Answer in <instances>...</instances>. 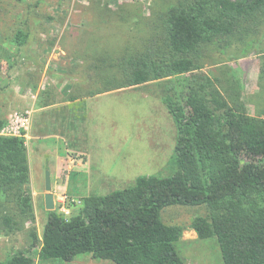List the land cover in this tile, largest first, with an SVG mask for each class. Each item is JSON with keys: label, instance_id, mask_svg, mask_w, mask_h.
<instances>
[{"label": "rangeland", "instance_id": "rangeland-1", "mask_svg": "<svg viewBox=\"0 0 264 264\" xmlns=\"http://www.w3.org/2000/svg\"><path fill=\"white\" fill-rule=\"evenodd\" d=\"M176 4L177 0H0V118L5 121L0 134L24 140L29 164L26 194L33 211V220L17 219L18 230L6 233L0 226V261L26 251L32 232L40 238L49 212L44 207L46 171L53 211L67 219L78 213L88 196L124 189L141 175L173 174L177 131L161 101L162 82L112 86L118 83L117 59L137 51L154 29L160 30L161 19ZM19 31L25 36L23 45L14 40ZM200 55L201 69L196 72L215 78L231 106L242 103L248 115L264 118V24L245 42L226 49L210 45ZM101 74L115 81L106 83L109 91L98 93L103 85L95 76ZM70 96L86 99L80 103L83 119L74 121L75 126L67 119L53 120L54 111ZM42 106L51 107L40 111ZM21 116L28 117L24 126L17 122ZM35 134L42 136L37 140ZM66 155L81 164L79 169L71 166L58 172L54 167L51 172V157ZM208 214L206 206L178 205L162 211L165 224L184 228L177 245L183 264H223L215 237L201 240L191 228L196 217ZM38 250L31 251L35 264H113L87 254L69 263L41 261Z\"/></svg>", "mask_w": 264, "mask_h": 264}, {"label": "trees", "instance_id": "trees-1", "mask_svg": "<svg viewBox=\"0 0 264 264\" xmlns=\"http://www.w3.org/2000/svg\"><path fill=\"white\" fill-rule=\"evenodd\" d=\"M263 24L264 0H177L160 30L117 59L112 86L162 82L161 101L177 131L173 174L141 175L124 189L88 196L68 219L47 212L40 238L32 232L29 248L0 264H35L34 248L41 261L69 263L87 254L113 264H183L177 245L184 228L161 217L178 205L208 208L191 228L201 240L215 237L223 264H264V118L248 115L242 103L231 106L215 78L196 72L203 49L245 42ZM14 40L23 45L25 36L19 31ZM95 79L103 85L98 93L115 81L103 74ZM4 126L0 118V132ZM28 183L23 138L0 134V226L6 233L19 229L18 218L33 220Z\"/></svg>", "mask_w": 264, "mask_h": 264}, {"label": "crops", "instance_id": "crops-1", "mask_svg": "<svg viewBox=\"0 0 264 264\" xmlns=\"http://www.w3.org/2000/svg\"><path fill=\"white\" fill-rule=\"evenodd\" d=\"M85 100L86 99L84 97L81 99L78 96H70L65 102H63V105H64L63 107L54 111L56 113L54 114L53 120L57 121V118L60 121H61V118L63 120L67 119L70 122V126H75L74 121H78L80 119H83L81 114L83 112H85V109L83 111L81 110L82 104H80V103L82 101L84 103ZM50 107L51 106H42V107H40L39 110L40 111H44V110L47 111L48 109H50ZM41 116H42V114L40 113L39 115L36 116V118L38 119V117L40 118ZM40 135L42 136V134H40ZM40 135L35 134L34 137L37 138V140H38V139H40ZM47 137H49V136L47 135L43 138H47ZM60 138H61V136H60ZM54 139L59 140L57 138V135L54 136ZM43 141H45V140L43 139ZM75 141L76 140H74V142ZM51 159L53 160V164L48 165L51 172H52V168H54V167L58 170V172H60V169H62L64 167H66V169H68L72 166L74 169H79V167L81 165L79 163L77 164L75 162V160L69 155H66L65 158L61 157V156H54V157H51ZM104 173H105L104 175H107V176L109 175V174H106V172H104Z\"/></svg>", "mask_w": 264, "mask_h": 264}, {"label": "water", "instance_id": "water-1", "mask_svg": "<svg viewBox=\"0 0 264 264\" xmlns=\"http://www.w3.org/2000/svg\"><path fill=\"white\" fill-rule=\"evenodd\" d=\"M44 207L47 211L52 212L54 210V198L51 193V177L50 172H45V183H44Z\"/></svg>", "mask_w": 264, "mask_h": 264}, {"label": "built area", "instance_id": "built-area-1", "mask_svg": "<svg viewBox=\"0 0 264 264\" xmlns=\"http://www.w3.org/2000/svg\"><path fill=\"white\" fill-rule=\"evenodd\" d=\"M17 122H18L21 126H24V125H26L27 122H28V117H27V116H21V117H18V118H17ZM18 123H17V125H19Z\"/></svg>", "mask_w": 264, "mask_h": 264}]
</instances>
